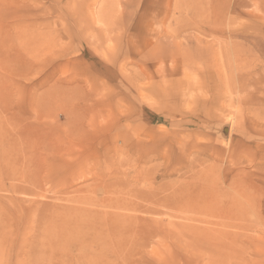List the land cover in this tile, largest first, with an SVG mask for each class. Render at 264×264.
<instances>
[{
    "label": "rangeland",
    "instance_id": "obj_1",
    "mask_svg": "<svg viewBox=\"0 0 264 264\" xmlns=\"http://www.w3.org/2000/svg\"><path fill=\"white\" fill-rule=\"evenodd\" d=\"M0 264H264V0H0Z\"/></svg>",
    "mask_w": 264,
    "mask_h": 264
}]
</instances>
